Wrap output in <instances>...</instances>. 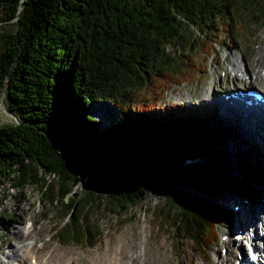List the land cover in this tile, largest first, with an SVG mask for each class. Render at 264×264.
<instances>
[{
    "label": "trees",
    "instance_id": "16d2710c",
    "mask_svg": "<svg viewBox=\"0 0 264 264\" xmlns=\"http://www.w3.org/2000/svg\"><path fill=\"white\" fill-rule=\"evenodd\" d=\"M233 1L0 0V20L13 26L0 28V89L5 110L17 120L0 126V184L10 181L18 191L36 186L49 205L70 215L57 233L61 244L102 241L90 209L123 216L157 194L164 202L155 219L173 229L174 240L204 247L217 238L206 198L238 190L230 167L235 179L237 172L264 184L261 151L249 138L258 154L250 165L247 155L236 169L221 147V155L205 158L227 165L224 171L171 165L191 150H207L188 145L189 125L170 121L188 110H161L145 94L154 77H184L182 62L205 43L195 31L214 36L233 10L258 11L264 26V0H237L240 9ZM169 48L183 58L171 57ZM98 103L115 107L111 125L87 112ZM163 115L173 129L156 122Z\"/></svg>",
    "mask_w": 264,
    "mask_h": 264
},
{
    "label": "rangeland",
    "instance_id": "374dc122",
    "mask_svg": "<svg viewBox=\"0 0 264 264\" xmlns=\"http://www.w3.org/2000/svg\"><path fill=\"white\" fill-rule=\"evenodd\" d=\"M233 3L237 5L238 9L241 8L237 0H234ZM234 7H230L231 11ZM242 14L237 15L236 10H233L232 20L228 26L223 25V19H221L218 23L219 30L214 36L204 35L199 31H195L194 36L203 38L205 43L202 47L200 46L202 51L199 49L196 52H192L190 58L182 62L180 70L183 75L185 74L184 77L172 75L167 79L159 78L158 80L154 77L153 84L151 86L148 85V90L145 92L146 96H150L152 103L156 102V108H161L162 110L166 107H176L179 111L188 110L190 112L188 116L175 114L170 117V121H174V124L181 123L182 125L190 126V129L184 131V135L188 133V145L190 147L195 146L197 149L203 148L207 150L202 154H197L199 157H204L207 154L221 155L216 150L221 147L226 154L230 155L231 164L235 165L236 169H238V164L240 165L239 168L242 167L239 161L241 159L243 161L246 160L247 155L249 157L252 156L248 165L256 161L258 154L252 153V146L247 142L248 138L261 151L262 160L264 161V147L257 144L256 134L252 133L249 128L246 129L245 125H241L240 122L238 124L237 120L232 119L236 121V124L222 113L218 107L213 108L212 105V102L222 99V95L236 92L237 90L245 91L251 89L260 92L264 96V79L257 80L255 77V73L259 72V70L261 74L257 73L259 74L258 77L261 78L260 75H264L262 73L264 64L258 67V56H264V26L262 25V18L258 11H253L248 15L243 10ZM1 26H4L5 29L13 27L0 20V28ZM167 52L177 60L183 58L180 54H177L176 50L173 52L169 48ZM237 63L243 71L249 70L251 72L252 78L250 80L235 78L233 71ZM262 67L263 69H261ZM226 72L230 76H227ZM161 73L165 74L163 71ZM152 93L160 94L155 95V98L157 97L155 101L151 97ZM3 98L4 92L3 89H0V126L17 123V120L5 110ZM87 112L95 120L103 121L107 126L116 120V109L110 104H94ZM164 120L166 119H164L163 115L156 122L169 127L170 130L175 127L170 124L171 122L168 123ZM55 130L59 135L62 133L63 128L56 127ZM200 130H204L205 133L198 137L196 132ZM237 140H241L243 144L248 145L244 146L245 157L242 156L243 151L241 148L243 149V147L236 142ZM236 146L241 147L240 151H242V154L237 152L238 148ZM209 149L212 151L210 152ZM191 151L193 156L196 155L194 150ZM258 158L257 164L261 167L263 166L260 162L261 157L258 156ZM179 159L182 158L178 157L176 161ZM170 164L174 167L177 166L176 162ZM221 166L217 162L210 161L193 166V168L202 172L229 169L227 165ZM230 170L235 169L230 167ZM230 170V176L238 185V190L236 192L220 190L217 194L213 191L214 193L212 192L211 195L212 197L215 196V199L206 198V201L212 207L217 238L216 241L204 247H197V245L187 240H174L173 229L164 226V222L161 223L155 219L154 214L159 213L164 202L157 194H151L140 207L130 210L129 213L123 216L115 217L106 209H97L93 212L90 209V214L92 213L90 220L98 225V228L102 231V241L94 246L88 244L79 245L78 243L66 246L58 241L57 233L63 228L67 215L62 216L56 206L49 205L47 199L42 197L38 187L28 186L24 190L18 191L10 186V181H6L4 184H0V264H31V256L38 260L36 263L40 264H102V262L109 264L110 261L115 259L110 258V260L108 258L109 261H107L108 259L104 258V255L114 250L121 243H127V246L130 244L131 248L129 247V250H127L129 252L140 253L146 258L150 257V260L158 259L159 261L156 264H230L231 255L229 251L232 249L237 251L236 255L239 256L234 264H240L239 248L242 243L246 242L245 246L248 249V242L244 241L243 236L245 237V235L240 231H236L234 234L236 237L238 236L239 241L230 239L229 236L231 235L229 233L232 231L228 227L233 225V229H237V219L239 217L248 218V213L252 208L259 206L264 201V188L261 189V183V185L259 183L251 184V180H245L246 175H241L237 172L238 179H235ZM260 174L263 175L264 173L261 172ZM239 177L241 180H239ZM46 179L52 183L55 180L51 175H47ZM258 184L260 187L257 186ZM180 191L195 194L192 190L181 188ZM197 195L205 200V197L200 194ZM231 199L233 203L229 202ZM248 199L254 200L257 205L252 204V207L250 205L247 210L244 206ZM230 205L235 206V210ZM241 206L243 208L238 212ZM68 220H70V216ZM260 227L258 232L264 238L262 224ZM255 235V232H251V237ZM229 239L230 241H228ZM225 240L228 242H225ZM251 241L254 243L253 240ZM24 242H32V245H26L20 249V244ZM257 242L263 246L262 241L260 242L257 239ZM12 247L24 255L26 250L30 249L29 253H26L28 257L26 263L14 254ZM63 256L65 257L63 259L65 262L61 261ZM70 258L72 260L68 263L67 261H70ZM220 259L223 261L218 263L217 261ZM133 260L132 258H124L120 263L149 264L147 262L143 263L139 259Z\"/></svg>",
    "mask_w": 264,
    "mask_h": 264
},
{
    "label": "bare ground",
    "instance_id": "6f19581e",
    "mask_svg": "<svg viewBox=\"0 0 264 264\" xmlns=\"http://www.w3.org/2000/svg\"><path fill=\"white\" fill-rule=\"evenodd\" d=\"M258 57H259V60H258V67H259L262 64H264V56L259 55ZM261 69H263V67ZM233 72H234L235 78H238V79L241 78L243 80H250V78H252L251 72H249V70L248 71L247 70L246 71L245 70L243 71V69L241 68V66L238 65V63H237V66L235 65ZM257 73L261 74L260 73V70ZM257 73H255V77L257 78V80H263L264 79V75L263 76L260 75L261 76V78H260V77H258L259 74H257ZM262 73H264V70H262ZM226 75L227 76H230L228 74V72H226ZM244 98L246 99V97H245L244 94L236 91V92H233L232 93V95L230 96L229 99H227V100L224 99L223 100V98H222V99H219V101H217V103L218 104H221L220 111L222 113L224 111V114L227 115L231 120L232 119L237 120V123L240 122L241 125H245V128L246 129L249 128L252 131V133H255L256 134V137H257L256 142H257V144H260L261 147H262L264 145V117H255V116H252L251 114L243 111V109H244L243 108V105H244L243 100H244ZM229 103H231V104H229ZM222 107H223V111H222ZM233 122L236 123V121H233ZM236 142H238V144L243 147V149L240 147L241 150L243 151V154H242V151H240L239 146H236L238 148V151L237 152L241 153L242 156L245 157V153H244V149L245 148H244V146H248V145L245 144V143H244L245 144L244 145L243 144V141H241V140H237ZM260 162L262 164L264 163L263 160L262 161L260 160ZM259 184L257 185L258 187H260V185H261V184L260 185ZM261 186H262L261 189H263L264 188V184H262ZM251 187H253V186L251 185ZM229 202L233 203V200L231 199ZM252 204L257 205V203L254 200L248 199L245 202L244 208H246L248 210V208H249L250 205L252 207ZM235 206H237V205L235 204ZM235 206L230 205V207H233L234 210L236 208ZM242 208H243V206H241V208H239L238 212H240V210H242ZM234 210H232V211H234ZM248 214H249V217L248 218H240L239 217L237 219V222H236L237 229H233L234 228L233 225H231L230 227H228L232 231L231 233H229L231 235V236H229V238L230 239L232 238L233 241H234V239H235V241L236 240L239 241L238 240V236L236 237L234 234L236 233L237 230L240 231L241 233H243V235H245V237L243 236L244 241H247L248 243L251 244L252 251H253V256L256 259L259 260V258H263L264 257V238L258 232L259 229L261 228L260 227L261 224H262V227L264 228V218H263V216H264V201L261 204H259V206L253 207L252 210ZM251 232H255L256 235L254 237H251ZM31 239L33 241H35L34 238L31 237ZM230 239L228 241H230ZM257 239L260 242L262 241L263 246H262V244H260V243L257 242ZM251 240H253L254 243ZM228 241H225V242H228ZM32 242L31 243L24 242L23 244H20V249L21 248H24L26 245H32ZM225 242H224V244H225ZM245 243H242V246L239 248V253H240V256H241V258H239V259H241L240 260V264H253L252 261L250 260L249 251H248L247 247L245 246ZM129 245L130 244H128V246H127V243H123V244L121 243V244L117 245L116 248H114V250L109 251L108 254H105L104 255V258H107V259L108 258L109 259L110 258H113V259H115L114 261H110L109 264H121L120 262L124 258H127V259H131L132 258V260L133 259H136V260L139 259L143 263L147 262L149 264H156V263H158V261H159L158 259L157 260L156 259L150 260L149 259L150 257L149 258L148 257L146 258L145 256H142L140 253H137V252L134 253V252L127 251V250H129V247H130ZM132 245H134V244H132ZM11 249L13 250L14 254L17 255L18 258H20V260H22L24 263H26L27 258H28L27 255H26V253H29L30 249H27L26 250L25 255L19 253L18 252L19 250H17L14 247H12ZM229 252H230L229 254L231 255V262H230V264H234V262L239 257L238 255H236L237 254L236 253L237 251H235L234 249H232ZM14 254H12V255H14ZM59 257H61V256H59ZM67 257L69 259V255L68 254H67ZM64 258L65 257L63 256L62 259H61V261ZM109 259L107 261H109ZM71 260H72V258H70V261H67V262L69 263V262H71ZM222 261L223 260L220 259L217 262L219 263V262H222ZM36 264H40V263H36ZM55 264H58V263H55ZM102 264H104V263L102 262Z\"/></svg>",
    "mask_w": 264,
    "mask_h": 264
}]
</instances>
